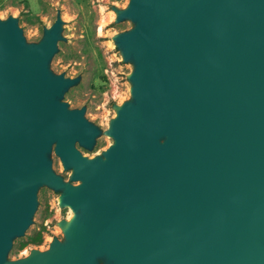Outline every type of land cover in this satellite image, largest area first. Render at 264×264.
<instances>
[{"label": "water", "instance_id": "water-1", "mask_svg": "<svg viewBox=\"0 0 264 264\" xmlns=\"http://www.w3.org/2000/svg\"><path fill=\"white\" fill-rule=\"evenodd\" d=\"M118 15L138 24L118 39L139 64L137 104L91 162L76 146L98 132L48 73L59 26L28 48L0 23V264L45 184L76 214L69 245L16 264H264V0H134ZM55 144L81 187L53 176Z\"/></svg>", "mask_w": 264, "mask_h": 264}, {"label": "rangeland", "instance_id": "rangeland-1", "mask_svg": "<svg viewBox=\"0 0 264 264\" xmlns=\"http://www.w3.org/2000/svg\"><path fill=\"white\" fill-rule=\"evenodd\" d=\"M134 0H0V23L16 22L26 47L41 46L48 32L59 26L56 53L48 64L54 79L63 78L73 85L60 103L70 113H83L84 121L97 132L91 150L77 144V151L91 162L106 160L105 154L115 145L111 136L118 111L136 105L134 91L138 86L134 77L139 64L133 57L127 60L118 39L128 36L138 24L128 19L119 21ZM166 142L162 140V143ZM57 144L46 155L53 176L65 186L79 188L75 170L66 169L57 153ZM66 190H56L45 184L36 192V210L30 227L21 237H15L6 263L16 264L34 252L46 254L59 242L69 241L61 227L75 218V212L62 208ZM73 215V217H71ZM98 264H107L99 259Z\"/></svg>", "mask_w": 264, "mask_h": 264}, {"label": "bare ground", "instance_id": "bare-ground-1", "mask_svg": "<svg viewBox=\"0 0 264 264\" xmlns=\"http://www.w3.org/2000/svg\"><path fill=\"white\" fill-rule=\"evenodd\" d=\"M130 8L127 9V11L129 10ZM71 217H73V215H71Z\"/></svg>", "mask_w": 264, "mask_h": 264}]
</instances>
